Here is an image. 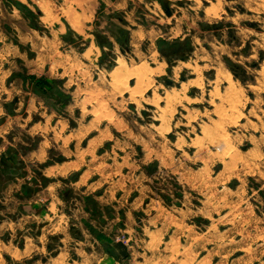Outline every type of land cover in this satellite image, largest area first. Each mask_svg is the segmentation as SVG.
I'll return each instance as SVG.
<instances>
[{
	"label": "rangeland",
	"instance_id": "1",
	"mask_svg": "<svg viewBox=\"0 0 264 264\" xmlns=\"http://www.w3.org/2000/svg\"><path fill=\"white\" fill-rule=\"evenodd\" d=\"M0 264H264V0H0Z\"/></svg>",
	"mask_w": 264,
	"mask_h": 264
},
{
	"label": "bare ground",
	"instance_id": "2",
	"mask_svg": "<svg viewBox=\"0 0 264 264\" xmlns=\"http://www.w3.org/2000/svg\"><path fill=\"white\" fill-rule=\"evenodd\" d=\"M255 9V8H254ZM212 10H213V7H212ZM216 17V16H215ZM252 17V16H251ZM115 64H116V66H115V69H114V71H112L111 73H112V77H113V81L115 80V81H118V79L121 77V75L122 74H127V70H126V67H127V62H126V60H125V58L124 57H118L117 59H116V61H115ZM136 68V67H135ZM196 68H197V66H196ZM263 68V67H262ZM131 69H133V68H131ZM134 70V69H133ZM141 70V69H140ZM263 71V70H262ZM179 72V71H178ZM132 73V72H131ZM134 73V72H133ZM135 74L138 76V78L140 79V80H144V78H145V75H144V73H141V71H136L135 72ZM129 75H130V73H129ZM127 76V75H126ZM112 77H111V79H112ZM122 77H125L124 75L122 76ZM122 77H121V79H120V81L122 80ZM128 78V77H127ZM200 79V78H199ZM125 80V79H124ZM115 81H114V83H115ZM139 80H137V82H138ZM191 81V80H190ZM200 81V80H199ZM199 81H197V83L196 84H198V83H201L202 84V81L201 82H199ZM119 82V81H118ZM125 82V81H124ZM124 82H123V84H124ZM144 82V81H143ZM126 83V82H125ZM193 83V82H192ZM116 84H118V83H115V85ZM152 84V83H151ZM204 84V83H203ZM128 85V84H127ZM200 85V84H199ZM125 86V85H124ZM142 86V85H141ZM140 86V87H141ZM184 86V85H183ZM130 87V86H129ZM136 87V86H135ZM188 87V86H187ZM137 88H139V87H137ZM146 88H147V86H146ZM184 88V87H183ZM144 89V88H143ZM186 89H188V88H186ZM130 90V89H129ZM132 90H133V88H132ZM137 90V89H136ZM135 90V91H136ZM203 90V89H202ZM137 91H139V90H137ZM134 92V91H133ZM168 92V91H167ZM166 92V93H167ZM138 93V92H137ZM136 94V93H135ZM168 94V93H167ZM166 94V95H167ZM134 94H132V96H133ZM170 95V94H169ZM173 96V95H172ZM176 96V95H175ZM204 96V95H203ZM202 96V97H203ZM134 97V96H133ZM132 97V98H133ZM176 98V97H175ZM205 98V97H204ZM158 100H159V97H158ZM167 101V100H166ZM174 105V104H173ZM172 106V105H171ZM235 107V106H234ZM165 110V109H164ZM171 112H173V109L171 110ZM164 115V114H163ZM161 116V115H160ZM238 116V115H237ZM188 119V118H187ZM209 128V127H208ZM206 130H207V128H206ZM197 137V136H196ZM199 149V148H198Z\"/></svg>",
	"mask_w": 264,
	"mask_h": 264
}]
</instances>
